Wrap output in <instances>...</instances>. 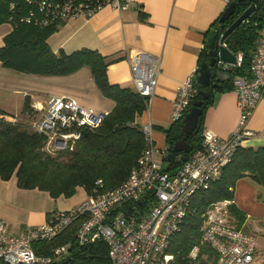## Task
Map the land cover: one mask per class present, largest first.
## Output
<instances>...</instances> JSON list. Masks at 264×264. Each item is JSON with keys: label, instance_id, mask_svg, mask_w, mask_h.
Segmentation results:
<instances>
[{"label": "built area", "instance_id": "obj_1", "mask_svg": "<svg viewBox=\"0 0 264 264\" xmlns=\"http://www.w3.org/2000/svg\"><path fill=\"white\" fill-rule=\"evenodd\" d=\"M30 13L24 18L28 24L42 27L76 18H93L105 8L126 11L128 0H24ZM226 8L236 0H221ZM264 2V0H262ZM17 6L12 0L11 9ZM228 28L217 23L212 32L220 41ZM226 46V44H224ZM227 47V46H226ZM235 65H224L225 71L239 68L243 62L236 55ZM134 90L146 99V111L155 96L160 61L144 52L130 55ZM197 78L188 76L178 89L172 115L173 123L184 119L197 95ZM238 95V126L227 138H219L205 129L202 146L173 175L165 169L167 152H160L154 143L152 123L142 126L146 148L129 178L111 190H102V181L78 207L57 212L39 226H30L20 234H12L0 220V264H55L67 253L66 247L53 251L51 256H39L34 250L37 242H51L66 231L75 220L82 219L77 242L87 246L104 241L109 248L110 264H173L169 253L173 237L189 214L192 198L220 180L235 152L254 133L247 126L258 104L264 97V26L251 61L249 74L235 81ZM43 116L34 124L38 134L47 138L46 149L51 154L73 150L84 129L102 126L108 114L88 109L66 97H51ZM217 206L208 214L202 243L213 251L204 264H260L256 259L255 237L228 223ZM220 210L213 219L211 213ZM140 211L145 213L138 217Z\"/></svg>", "mask_w": 264, "mask_h": 264}, {"label": "trees", "instance_id": "obj_2", "mask_svg": "<svg viewBox=\"0 0 264 264\" xmlns=\"http://www.w3.org/2000/svg\"><path fill=\"white\" fill-rule=\"evenodd\" d=\"M11 3L12 0H0V25L11 24L14 28L5 37L4 46L0 48L2 67L15 73L42 77H66L88 68L102 95L113 101L115 107L101 127L82 131L73 150L56 154L47 151V138L38 134L33 127L41 119L38 117L42 112L32 108L29 97L25 99L23 114L28 120H34L32 127L36 132H30L29 124L22 122L17 116L0 109V179L9 181L16 176L19 188L45 191L54 199L72 198L78 188L85 189L89 196L93 195L100 180L103 183L102 190L117 188L129 178L146 148L140 123L146 111V99L133 88L112 85L107 74L110 62L96 51L55 54L48 40L66 22L45 27L28 24L24 18L29 15L30 7L24 0H15L17 6L12 10ZM245 9L246 6L242 4L237 7L230 20L221 23L220 18L218 23L223 28H229ZM263 26L264 2L257 0L255 13L225 41L229 50L235 55L243 56L241 67L234 68L231 72L232 78L249 74ZM212 36L216 35L212 32L208 39ZM216 37L219 41L218 36ZM209 40L206 51L201 55L200 66L210 60V51L216 50V46H211ZM230 84L231 80L226 83L214 81L212 88L196 84L198 92L188 111L194 102L203 101L204 113L199 119L197 130L188 138L190 153L174 154L170 162L167 158L164 164H168L167 167L165 165L168 172L174 175L185 163L183 156L191 157L201 148L207 109L213 104L217 93L232 89ZM201 91L208 92L209 98L200 96ZM182 127L183 119L164 130L168 155L182 140ZM244 178L251 179L264 189V147H239L222 178L192 198L189 214L173 237L168 250L174 256L173 264H204L206 256H213V251L202 243V237L209 212L220 204L228 203L222 209V214L226 219L228 217L230 225L242 229L246 216L235 204V188ZM54 213L57 212L50 213L48 217ZM144 213L145 211H140L138 217ZM81 224L82 219L75 220L53 241L37 242L34 245L36 254L51 256L55 249L66 247L67 253L55 264H110L109 248L104 241L84 247L79 245L77 232Z\"/></svg>", "mask_w": 264, "mask_h": 264}, {"label": "crops", "instance_id": "obj_3", "mask_svg": "<svg viewBox=\"0 0 264 264\" xmlns=\"http://www.w3.org/2000/svg\"><path fill=\"white\" fill-rule=\"evenodd\" d=\"M128 1L130 8L126 11L105 8L89 20H69L60 26L48 43L55 54L64 52L71 55L81 50L100 53L110 62L107 71L109 82L124 88H134L130 67L132 52L144 51L156 57L160 61L161 72L151 106L141 117L140 123L142 126L153 124L154 143L160 152H167L168 142L164 130L174 124L172 115L178 89L188 76L198 77L201 55L206 51L208 37L227 8L221 0ZM13 29L11 24L0 25V48ZM24 76L3 68L0 62V109L7 114L19 112L27 97L31 100L32 108L45 110L47 107L51 97L44 104L29 96L22 83H19V79ZM238 77L232 78L231 74L224 81L231 80L232 89L216 94L203 121L204 129L214 132L219 138H227L238 126L240 113L234 85ZM46 78L56 82L76 81L82 86L86 84L85 89H92L97 96L101 94L104 106L99 112L105 110L110 113L115 107L113 101L102 95L88 68L66 77ZM59 97L75 100L81 105L74 95ZM247 128L254 136L245 140L241 147H264V97ZM241 182H244V200L238 192ZM88 197L85 189L78 188L72 198L54 199L45 191L19 188L16 176L9 181L0 179V220L7 224L10 233L17 235L27 227L44 224L50 213L75 209ZM235 197L236 206L246 216L242 230L244 228L246 233L255 237L256 259L264 264V189L251 179L244 178L235 188ZM253 215H256L258 222L252 227L248 218Z\"/></svg>", "mask_w": 264, "mask_h": 264}, {"label": "water", "instance_id": "obj_4", "mask_svg": "<svg viewBox=\"0 0 264 264\" xmlns=\"http://www.w3.org/2000/svg\"><path fill=\"white\" fill-rule=\"evenodd\" d=\"M257 0H236L231 4L224 12L221 23H225L230 20L236 13L237 7L242 4L246 6L243 13L234 21L232 25L227 29L224 37L217 41L216 36H212L209 40L211 46H216V50L210 51V60L204 62L199 69L197 77V83L206 88H212L213 82L223 83L227 78L231 77V72L223 69L224 65H235L236 55L229 50L224 44L226 39L239 28L246 20H248L256 11ZM199 95L203 98H209L210 94L206 91L199 92ZM203 101H196L193 104L191 110L185 115L183 119L182 127V140L178 142L173 149V152L168 155L167 161L170 162L174 154L190 153V145L188 144V138L194 134L199 126V119L203 115L202 109ZM189 157L183 156V161L187 162Z\"/></svg>", "mask_w": 264, "mask_h": 264}, {"label": "rangeland", "instance_id": "obj_5", "mask_svg": "<svg viewBox=\"0 0 264 264\" xmlns=\"http://www.w3.org/2000/svg\"><path fill=\"white\" fill-rule=\"evenodd\" d=\"M19 80L21 81V82L19 81V83H22V85L28 91L29 96L33 97L34 99L43 101L44 104H45L46 99L52 97L53 95H57L55 97H59V95L71 94V95H74L78 99L79 103L86 108L92 107L98 111L102 109V106H104L102 99H100L102 98L101 94L99 93V95L97 96L96 93L92 91V89L90 88L85 89L86 84L82 86L76 81H73L71 83L67 81L56 82V81L48 80L46 77L33 76V75H25L23 79H19ZM23 107L24 106H22L19 112H17L16 114H12V115L17 116L20 120H22V122L29 124L30 132H36L32 127L33 124L35 123L34 120H28V117L23 114ZM102 112L106 114L109 113V112H105V110H103ZM42 116H43V111L41 114H39L38 118H41ZM238 192L240 195L239 197L242 196L244 200V182L243 183L241 182L239 184ZM220 206L223 207V205H220ZM218 211L220 210H215L214 212L211 213V217L213 219H222L220 216H217ZM248 220H249V224L252 227L258 222L256 215L251 216V218H248Z\"/></svg>", "mask_w": 264, "mask_h": 264}]
</instances>
